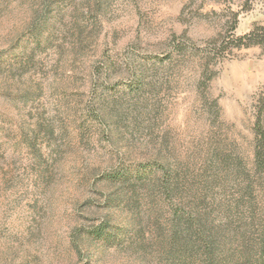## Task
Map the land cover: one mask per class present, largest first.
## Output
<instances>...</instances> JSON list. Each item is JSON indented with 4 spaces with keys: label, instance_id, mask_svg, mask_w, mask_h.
<instances>
[{
    "label": "rangeland",
    "instance_id": "rangeland-1",
    "mask_svg": "<svg viewBox=\"0 0 264 264\" xmlns=\"http://www.w3.org/2000/svg\"><path fill=\"white\" fill-rule=\"evenodd\" d=\"M257 26L264 0H0V264H173L165 195L110 177L251 150Z\"/></svg>",
    "mask_w": 264,
    "mask_h": 264
},
{
    "label": "trees",
    "instance_id": "trees-1",
    "mask_svg": "<svg viewBox=\"0 0 264 264\" xmlns=\"http://www.w3.org/2000/svg\"><path fill=\"white\" fill-rule=\"evenodd\" d=\"M244 39L248 46L262 44L264 26L236 38L235 46ZM183 50L181 60L185 61ZM211 58L208 53L199 57L197 89L204 94L208 120L213 118L217 124L222 108L218 98L208 97L209 84L216 75ZM160 61L152 69L175 67ZM254 107L248 153L239 149L235 139H219L204 156L188 158L182 168L159 164L160 176L139 168L110 177L124 183L135 178L141 184L148 183L151 196L165 195L170 205L173 264H264V91Z\"/></svg>",
    "mask_w": 264,
    "mask_h": 264
}]
</instances>
